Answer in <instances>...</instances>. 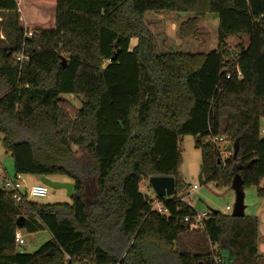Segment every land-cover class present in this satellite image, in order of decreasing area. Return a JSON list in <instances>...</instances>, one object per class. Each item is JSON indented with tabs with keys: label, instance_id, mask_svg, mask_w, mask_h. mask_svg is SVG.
I'll return each instance as SVG.
<instances>
[{
	"label": "trees",
	"instance_id": "16d2710c",
	"mask_svg": "<svg viewBox=\"0 0 264 264\" xmlns=\"http://www.w3.org/2000/svg\"><path fill=\"white\" fill-rule=\"evenodd\" d=\"M17 2L0 0L1 142L13 177L64 175L74 190L69 203L16 202L1 186L0 264H264L256 217L209 210L190 230L195 210L179 200L185 135L196 138L203 183L264 197V0H55L54 26L30 37ZM148 11L186 15L183 38L216 14V48L159 52ZM230 36L246 45L232 52ZM214 136L238 141L224 165ZM150 176L174 178V195L156 196L167 213L144 198ZM44 229L51 238L37 250H17L16 231ZM198 231L193 251L179 247Z\"/></svg>",
	"mask_w": 264,
	"mask_h": 264
},
{
	"label": "rangeland",
	"instance_id": "374dc122",
	"mask_svg": "<svg viewBox=\"0 0 264 264\" xmlns=\"http://www.w3.org/2000/svg\"><path fill=\"white\" fill-rule=\"evenodd\" d=\"M19 2V3H18ZM20 12V22L28 30L32 28L49 29L54 26L55 0H18ZM23 14V15H21ZM187 16L179 13H170L168 11L145 13L146 24L152 30L155 36L157 49L159 52L181 51V52H206L217 46V27L218 18L216 14H208L205 20L199 24L198 38H183L178 35L177 28L181 21ZM2 38V33H0ZM227 44L231 51L237 52L238 45H246L245 36L228 37ZM135 40L130 42L133 45ZM68 103L74 107L81 106V96L65 95ZM260 126H264V119L260 121ZM264 136V134H262ZM196 138L191 135L183 136L179 141L182 155V161L179 166V172L183 181L190 186L196 185L197 189L184 192V200L197 212L216 210L222 214L230 215L235 202V190L230 187L216 186L214 180L199 183L198 175L200 172L201 153L196 146ZM231 153V152H229ZM13 177V161L2 145L0 136V187L6 178ZM26 185L41 183L36 176L21 175ZM55 181L67 182L68 178L64 175L52 177ZM264 186V183L261 184ZM141 190L152 200L154 192L149 186L148 180H142ZM244 215L254 216L258 219V252L264 255V197L257 194L255 187L243 188ZM33 201L39 203H69L70 197L64 188H48L47 195L41 198H35ZM230 210L226 211L225 207ZM24 241L21 245H16L17 250L23 252H33L41 245L47 242L51 236L47 230H40L33 233H26L20 230ZM201 232H187L181 235L179 247L193 251L194 245L200 241ZM210 248L216 250V245H210Z\"/></svg>",
	"mask_w": 264,
	"mask_h": 264
},
{
	"label": "built area",
	"instance_id": "2783aa9c",
	"mask_svg": "<svg viewBox=\"0 0 264 264\" xmlns=\"http://www.w3.org/2000/svg\"><path fill=\"white\" fill-rule=\"evenodd\" d=\"M31 31L28 30L26 32V36L30 37L31 36ZM17 59L22 62L25 60V56L23 53H20L17 56ZM260 134H264V126L260 127ZM263 136V135H262ZM210 141L213 142L219 151L220 154V159L222 161V164H225V158L228 156V153L226 151V147L228 144H231L232 142H229L228 138L226 136H220V137H211ZM7 191L11 192L12 198L16 201L19 202L21 199L25 200H33L35 198H41L47 195L48 192V186L42 183L39 184H31V185H26L24 179L21 178V175H17L16 177H11V178H6L3 182L2 185ZM197 189L196 185H192L188 187L187 190H195ZM187 193V191H186ZM185 194L183 196L179 197V200L185 201L184 200ZM152 209L158 211L159 213H167L166 209L163 208V206L156 200V196L152 198ZM226 211L230 210L229 206L225 207ZM211 212L204 211V212H197L195 211L192 215L186 216L184 218L185 223L189 227L190 230H199L203 228L204 225V220L207 218H210ZM14 240L16 245H21L23 244V239L21 237L20 231H16L14 234ZM68 258V257H67ZM216 262H219L216 260Z\"/></svg>",
	"mask_w": 264,
	"mask_h": 264
},
{
	"label": "water",
	"instance_id": "95a60500",
	"mask_svg": "<svg viewBox=\"0 0 264 264\" xmlns=\"http://www.w3.org/2000/svg\"><path fill=\"white\" fill-rule=\"evenodd\" d=\"M65 60L62 59V63H64ZM227 152H231L233 158L236 157V154L238 152V141L237 139L233 141L231 144H228L226 147ZM201 171L199 172L198 179L199 183L202 184L203 180L201 178ZM39 181L42 184L47 185L48 187L52 188H64L66 189L67 195L71 197L73 190H74V184L72 182H60L52 180L51 178L40 176ZM148 183L151 189L153 190L155 196L157 197H170L174 195L175 192V182L174 178L172 176H150L148 178ZM235 190V202L233 204V209L231 212L232 217H241L244 215V204H243V191L241 188H234ZM145 200H148V195L144 194Z\"/></svg>",
	"mask_w": 264,
	"mask_h": 264
},
{
	"label": "crops",
	"instance_id": "0c3cea01",
	"mask_svg": "<svg viewBox=\"0 0 264 264\" xmlns=\"http://www.w3.org/2000/svg\"><path fill=\"white\" fill-rule=\"evenodd\" d=\"M17 1H18V0H17ZM18 3H19V2H18ZM18 10H19V8H18ZM20 12H22L21 9L19 10V13H20ZM21 15H23V14H21ZM19 19H20V17H19ZM20 21H21V20H20ZM20 23H21V22H20ZM132 40H135V42L133 43V45H132L131 47H133V46L136 44V41H137L135 38H132L130 42H132ZM130 44H131V43H130ZM37 179L39 180V177H37ZM51 179L54 180L53 178H51ZM262 183H264V181H263ZM23 243H24V242H23ZM224 255L226 256L227 260L231 259V257H232L231 254H230L226 249L224 250Z\"/></svg>",
	"mask_w": 264,
	"mask_h": 264
}]
</instances>
